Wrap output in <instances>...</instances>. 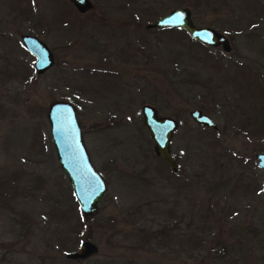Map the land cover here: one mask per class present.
<instances>
[{"label":"rangeland","instance_id":"obj_1","mask_svg":"<svg viewBox=\"0 0 264 264\" xmlns=\"http://www.w3.org/2000/svg\"><path fill=\"white\" fill-rule=\"evenodd\" d=\"M90 1L78 13L69 0H0V264H264L254 158L264 151V38L253 45L245 35L264 30V0ZM175 7L225 32L231 50L178 27H145ZM22 33L51 52L40 73ZM53 99L73 104L105 181L90 216L55 156L45 115ZM144 103L177 120L175 170L152 150ZM191 108L215 129L198 126ZM82 239L96 251L64 256Z\"/></svg>","mask_w":264,"mask_h":264},{"label":"water","instance_id":"obj_2","mask_svg":"<svg viewBox=\"0 0 264 264\" xmlns=\"http://www.w3.org/2000/svg\"><path fill=\"white\" fill-rule=\"evenodd\" d=\"M69 2L79 12H84L92 6L90 0H69ZM145 27H178L201 43L219 45L225 51L230 48L223 34L208 26L194 25L187 7L171 8L153 22L145 23ZM20 40L24 49L33 57V69L36 73H40L52 63L49 48L37 36L22 33ZM140 112L142 122L152 141L154 154L171 170H175L177 164L171 155L169 142L178 124L177 120L168 115H158L155 107L147 103L140 106ZM45 115L58 165L70 183L78 209L83 216L93 215L97 212V201L105 189V181L91 163L85 149L74 106L68 100L53 99L47 104ZM188 115L200 127L212 129L216 127L214 120L199 108H191ZM255 158L257 165L263 170L261 190L264 194V153H256ZM96 249V244L91 240L82 239L78 241L74 250L66 251L64 256L83 258Z\"/></svg>","mask_w":264,"mask_h":264},{"label":"flooded vegetation","instance_id":"obj_3","mask_svg":"<svg viewBox=\"0 0 264 264\" xmlns=\"http://www.w3.org/2000/svg\"><path fill=\"white\" fill-rule=\"evenodd\" d=\"M263 1V0H262ZM263 4H264V1H263ZM89 9V8H88ZM87 10V9H86ZM77 11V10H76ZM78 13H81V12H79V11H77ZM191 22H192V20H191ZM264 23V20L263 21H261V23ZM193 23V22H192ZM259 25V24H258ZM196 26H208V27H211V28H213L214 30H216L217 32H219V33H221V34H223L224 36H225V38L227 39V42H228V44H229V50H227V51H225V50H223L219 45H216L215 47H219L222 51H224V52H229L230 50H231V42H230V38H229V36H227V34L225 33V32H223L222 30H220V29H216V28H214V27H212V26H209V25H196ZM254 26V25H253ZM253 30H255L254 29V27H252L251 29H250V31H248V32H245V35L248 37V39L250 38V40H251V43L253 44L254 43V41H255V39H256V36L255 35H258L257 36V38H264V30L263 31H253ZM239 33V32H238ZM240 34V33H239ZM194 40H196V39H194ZM197 41V40H196ZM197 42H199V41H197ZM199 43H201V42H199ZM201 44H205V43H201ZM206 45V44H205ZM207 45H210V44H207ZM253 45H256V44H253ZM213 46V45H212ZM256 119V117H253L252 119H247V121L249 122V125H248V127L249 126H252V128L254 127V122L256 121L255 120ZM255 124H257V123H255ZM232 125L235 127L237 124H233L232 123ZM259 125H260V127L262 126V120H259ZM240 128V127H239ZM215 129V128H214ZM264 153V151H258V152H255L254 153V158H255V154L256 153ZM256 159V158H255ZM256 163H257V159H256ZM259 167V166H258ZM260 168V170H261V175H262V177H263V170H262V168L261 167H259Z\"/></svg>","mask_w":264,"mask_h":264},{"label":"trees","instance_id":"obj_4","mask_svg":"<svg viewBox=\"0 0 264 264\" xmlns=\"http://www.w3.org/2000/svg\"><path fill=\"white\" fill-rule=\"evenodd\" d=\"M4 74H5V72L3 71V73H2V71L0 70V76H4ZM64 208V207H63ZM76 215H78V213H76ZM61 216H62V219H64L65 221H68V220H70L69 218H67L66 217V212H65V210H63V212H61ZM79 219V220H78ZM73 220V219H72ZM80 217H79V215H78V217H77V219H76V221H75V223H78V222H80ZM72 222V221H71ZM55 231L57 232V230L55 229ZM54 233V232H53ZM62 233H63V230H61L60 232H59V236H58V238L57 239H61L62 237H60V235H62ZM58 235V234H57Z\"/></svg>","mask_w":264,"mask_h":264}]
</instances>
